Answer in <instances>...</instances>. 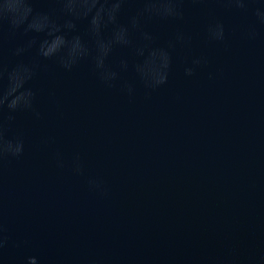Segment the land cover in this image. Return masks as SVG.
Listing matches in <instances>:
<instances>
[{
    "label": "water",
    "instance_id": "water-1",
    "mask_svg": "<svg viewBox=\"0 0 264 264\" xmlns=\"http://www.w3.org/2000/svg\"><path fill=\"white\" fill-rule=\"evenodd\" d=\"M0 226V264H264V0H0Z\"/></svg>",
    "mask_w": 264,
    "mask_h": 264
},
{
    "label": "clouds",
    "instance_id": "clouds-1",
    "mask_svg": "<svg viewBox=\"0 0 264 264\" xmlns=\"http://www.w3.org/2000/svg\"><path fill=\"white\" fill-rule=\"evenodd\" d=\"M37 118H39V113L36 114ZM11 119V117H9ZM3 228L0 226V257L3 255V250L7 245V239L3 236ZM27 264H39V262L34 257H29Z\"/></svg>",
    "mask_w": 264,
    "mask_h": 264
}]
</instances>
